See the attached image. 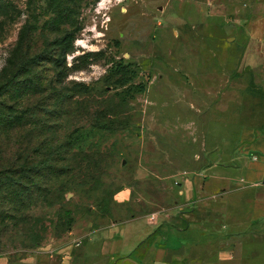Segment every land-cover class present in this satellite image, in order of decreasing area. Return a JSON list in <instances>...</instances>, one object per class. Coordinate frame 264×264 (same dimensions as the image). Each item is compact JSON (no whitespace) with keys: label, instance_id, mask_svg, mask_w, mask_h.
Returning a JSON list of instances; mask_svg holds the SVG:
<instances>
[{"label":"rangeland","instance_id":"374dc122","mask_svg":"<svg viewBox=\"0 0 264 264\" xmlns=\"http://www.w3.org/2000/svg\"><path fill=\"white\" fill-rule=\"evenodd\" d=\"M245 126L264 134V0H0V264H112L135 241L110 230L178 223L212 165L241 176Z\"/></svg>","mask_w":264,"mask_h":264},{"label":"crops","instance_id":"0c3cea01","mask_svg":"<svg viewBox=\"0 0 264 264\" xmlns=\"http://www.w3.org/2000/svg\"><path fill=\"white\" fill-rule=\"evenodd\" d=\"M236 157L240 177L212 173L221 167L212 165L198 190L184 189L182 203L195 207L178 223H147L154 227L140 237L129 223L110 230L105 249L115 245L120 254L123 238L135 241L112 264H264V134L243 127Z\"/></svg>","mask_w":264,"mask_h":264},{"label":"trees","instance_id":"16d2710c","mask_svg":"<svg viewBox=\"0 0 264 264\" xmlns=\"http://www.w3.org/2000/svg\"><path fill=\"white\" fill-rule=\"evenodd\" d=\"M74 42H75L74 34L71 32H68L63 37H60L56 41V45L58 48L62 49L64 52L68 53L74 48ZM44 53L47 54V51H44ZM86 64L87 63H82L81 65H75V66H72L71 68H68L66 63L58 62V68H60V70L58 72L59 73L58 76L60 79H64L67 76L68 70H71L73 68L75 70H81L82 68H84L86 66ZM128 67H129V65L117 64L115 66V69L122 76H126L129 74ZM136 88H137V91H134L132 89H129L127 91L126 94L129 98H133L134 95L132 92L136 93V92H144L145 91V88L141 85L137 86Z\"/></svg>","mask_w":264,"mask_h":264},{"label":"bare ground","instance_id":"6f19581e","mask_svg":"<svg viewBox=\"0 0 264 264\" xmlns=\"http://www.w3.org/2000/svg\"><path fill=\"white\" fill-rule=\"evenodd\" d=\"M104 3H102V5H103Z\"/></svg>","mask_w":264,"mask_h":264}]
</instances>
